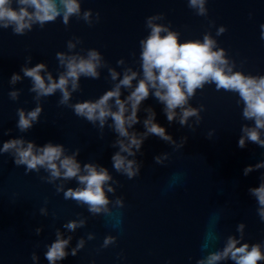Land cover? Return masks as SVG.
I'll return each instance as SVG.
<instances>
[{
  "label": "water",
  "instance_id": "95a60500",
  "mask_svg": "<svg viewBox=\"0 0 264 264\" xmlns=\"http://www.w3.org/2000/svg\"><path fill=\"white\" fill-rule=\"evenodd\" d=\"M207 18L197 16L188 6L187 0H82V10L100 13V22L89 26L77 17L65 26L62 17L48 23L43 29L39 25L20 36L11 28L0 30V146L5 141L23 136L44 146L51 142L63 144L70 152L81 149L78 160L94 162L109 169L114 179L119 180L115 195L125 200L122 209L113 208L119 216H94L86 206L73 200H65L55 186L45 183L40 173L25 174V167H17L9 154L0 155V264H33L32 253L36 252L39 264H49L45 259L46 245L55 240L57 228L72 235L69 247L76 246L80 238L89 233L95 239L87 240L85 247L76 255H69L58 264H196L208 252L224 246L229 235H236L237 226L246 224L245 240L255 244L264 243V222L257 215V202L249 193L250 188L259 187L264 169L244 175V169L264 161V148L248 143L240 148L238 141L243 124H252L242 118L243 105L238 96L215 85H206L197 90L190 101L193 107L204 106L201 123L195 131L177 122L169 123L164 106L150 96L143 102L139 116L141 121L147 113L144 108L152 107L156 122L165 127L168 134L178 142L187 136L184 148L174 146L156 136H150L143 144V161L139 176L129 180L115 172L112 156L118 151L111 147L116 134L100 130L87 120L75 115L66 106L58 105L60 93L42 101L44 111L40 121L26 133L16 127L17 109L30 111L36 107L35 93H31V80L23 79L15 86L9 80L14 73L21 72L28 56H32L30 67L46 63L58 76L56 53L67 51V41L80 37L83 41L76 51L98 49L111 67L123 69L117 61L124 59L128 65L139 69V41L148 35L145 20L148 16L165 13L173 30L181 33V42L203 38L211 31L220 47L227 50L237 64V71L245 74L264 75V40L261 25L264 24V0H209ZM215 21V27H210ZM221 25L227 31L216 36ZM133 53H136L133 56ZM113 87L107 68L101 70L98 80L81 78V91L73 94V103L95 100ZM22 89L20 99L13 101L9 92ZM128 92L124 91L123 96ZM195 118L190 120V124ZM111 122V121H110ZM143 132V124L134 126ZM11 130L10 134H4ZM215 134L208 138V133ZM163 152L170 153L165 165L156 164L154 157ZM71 181L67 187H76ZM47 207L48 215L40 214ZM87 217V225L74 233H67L63 225L70 220ZM37 227L43 232L35 234ZM214 231L219 239L207 251L201 250L206 232ZM116 236L117 243L102 248L106 236ZM224 264H232L225 261ZM264 264V261L259 262Z\"/></svg>",
  "mask_w": 264,
  "mask_h": 264
},
{
  "label": "clouds",
  "instance_id": "9594fccd",
  "mask_svg": "<svg viewBox=\"0 0 264 264\" xmlns=\"http://www.w3.org/2000/svg\"><path fill=\"white\" fill-rule=\"evenodd\" d=\"M189 8L197 16L207 18L209 0H187ZM83 20L89 26L100 22V13L93 15V10H82V0H0V30L11 28L13 34L23 36L32 31L37 25L41 29L48 23H54L62 17L65 26L70 25L72 17ZM166 20L165 13L148 16L145 27L148 35L139 41L140 54L137 60L139 69L128 65L124 59L117 61L123 71L111 67L103 54L95 48L76 51L83 43L80 37H73L67 41V51L56 53L58 61V76L54 75L46 63L30 67L32 56L26 58L21 68L23 76L14 73L9 83L12 86L28 78L31 80L29 91L35 93L36 107L28 111L21 107L17 109V125L20 132L26 133L39 123L44 111L42 101L60 93L58 105L71 108L75 115L81 117L100 130V138H104V129L110 128L116 139L111 147L117 148L112 156V167L115 172L129 180L140 175L143 161L138 160V154H143L144 142L150 136H156L174 146L176 150L184 148L188 137L184 136L178 142L168 134L165 127L156 122V112L152 107L144 108L147 113L141 121L139 112L143 102L150 96L164 106L163 111L168 122L179 123L195 131L203 119L201 113L204 106L193 107L190 101L196 96L197 90L213 84L217 91L231 92L238 96V104L242 107V118L252 122L241 127L238 141L240 148L247 147L251 142L264 148V75L245 74L237 71L236 62L231 59L227 50L220 47L211 31L204 33L202 40H186L181 42V33L172 28L171 23H161ZM210 27H215V21H210ZM261 39L264 40V24L261 26ZM227 27L221 25L216 29V36H221ZM136 53H133L135 56ZM107 68L108 78L113 87L95 100L73 103V94L81 91V78L98 80L101 70ZM124 91L128 95L123 96ZM22 89L13 88L9 97L13 101L20 99ZM195 118L190 124V120ZM111 121V122H110ZM143 124L144 131L135 130V125ZM11 130L4 134H10ZM215 134V130L208 133V138ZM81 149L70 152L63 144L51 142L38 146L35 142L23 136L10 139L0 146V155L9 154L17 167L24 166L25 174L40 173L45 183L55 186L56 192L63 193L65 200H73L80 206H86L88 212L94 216L104 215L116 217V224H120L119 216L113 208L125 207V200L116 196L113 200L109 193L115 195L119 180L114 179L109 169L94 162L82 164L78 160ZM170 153L163 152L153 159L156 164L165 165ZM264 169V161L247 166L243 171L247 176L253 171ZM76 181V187H67L71 181ZM249 193L257 202V215L264 222V174L261 176L259 187L249 189ZM40 214L48 215L47 207L40 209ZM87 217L70 220L63 225L67 233H74L77 229L87 225ZM245 223H240L236 235H229L224 246L216 251L208 252L196 264H259L264 261V243H245ZM43 227H37L35 234L40 235ZM95 239L94 233H89L87 240ZM117 237H105L102 248H108L117 243ZM219 239L214 232H206L202 251ZM73 236L57 228L55 240L46 245L45 259L49 264H58L69 255L76 256L86 245L87 240L80 238L75 247H69ZM33 264H39L40 257L32 253Z\"/></svg>",
  "mask_w": 264,
  "mask_h": 264
}]
</instances>
